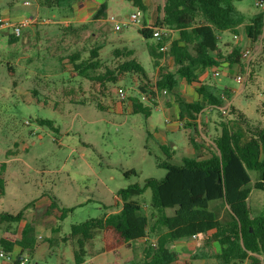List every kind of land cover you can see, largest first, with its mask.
<instances>
[{"label":"rangeland","instance_id":"374dc122","mask_svg":"<svg viewBox=\"0 0 264 264\" xmlns=\"http://www.w3.org/2000/svg\"><path fill=\"white\" fill-rule=\"evenodd\" d=\"M99 2L107 4V13L94 20L101 5ZM255 3L256 0H235L237 9L246 15V22L259 9ZM145 4L146 13L135 7L132 0H83L72 9L50 7L45 0H0V13L7 15L10 22L30 23L22 29L19 41L13 45L9 43L11 33L0 31V163H8L4 176L7 194L0 200V212L17 214L26 208L25 221L21 225L31 224L35 233L43 236L38 249L32 254L27 253L26 264H75L73 245L63 239L70 236L73 226L102 217L107 212H117L119 190L136 184L143 186L149 178L162 180L167 171L159 167L166 161L161 146L175 150L180 147L173 160L175 164H181L185 157H195L190 155L195 153L189 144L188 131L183 127L176 135L170 133L162 137L168 126L165 112L153 108L150 118L134 115L127 110L131 101L119 100L112 93V85L108 91L98 93L90 81L74 75L72 65L65 66L64 71L60 65L62 58L78 53L82 60L87 59L91 49L103 46L101 60L116 66L113 51L126 46L135 50V57L155 82L159 78V69L154 67L148 51L152 41L143 39L139 29L144 21L149 26L155 24L164 0H145ZM134 13L140 14L141 25H131L121 32L112 29V17L117 21H128ZM34 23H40L38 28ZM25 37L30 41L28 44ZM220 37H224L223 43L227 45L224 53L240 45L249 47L254 56L264 46L260 40L252 48L244 27L240 28L238 36L223 32ZM162 65L174 70L170 57H166ZM8 67L13 69V76ZM213 70L201 74L203 82L232 94L233 105L255 124L264 121L263 114L258 116L264 101V67L260 68V76L259 72L248 75L243 84H238L228 70H222L221 77H215ZM234 74L240 72L237 70ZM118 87L124 88L129 95L138 92L137 86L128 81L115 85L116 89ZM65 89H74L75 93L70 95ZM33 91H38V98L32 97ZM184 92L186 96L188 91ZM142 100L146 103L144 97ZM173 100L172 94L163 93L158 105L168 107ZM78 102L86 105H78ZM46 103H49L48 107ZM224 109L226 114L223 110L208 109L199 116L201 142L213 141L221 133V124L232 120L229 106ZM40 120L54 122L57 131L40 125ZM211 141H208L211 145L208 148L214 149ZM7 152H12L9 158ZM130 171L135 174L126 176ZM250 175L249 205L258 214L264 209V192L254 189V185L261 179V174L252 171ZM54 199L59 200V208L47 217L38 218L46 210V204L51 205ZM37 200L40 201L36 203ZM140 200L150 205L151 192H145ZM216 204L222 202H210V210L223 213L222 220L226 221L228 213L223 207H215ZM104 205L111 208L107 211ZM65 209L73 211L64 220H57L56 214ZM16 229L17 225L9 228L10 231ZM6 234L7 226L0 224V238ZM146 245L142 241L122 248L121 261L134 259L141 262ZM171 248L176 250L173 244ZM87 251L85 264H110L116 260L115 254L103 251L101 233L87 246ZM4 260L0 257L1 262ZM207 262L190 261L191 264ZM207 264H215V261L210 260Z\"/></svg>","mask_w":264,"mask_h":264},{"label":"trees","instance_id":"16d2710c","mask_svg":"<svg viewBox=\"0 0 264 264\" xmlns=\"http://www.w3.org/2000/svg\"><path fill=\"white\" fill-rule=\"evenodd\" d=\"M81 1L45 0V4L72 9ZM132 2L140 11L147 12L145 0ZM106 11L107 4L103 2L93 16L94 20L106 16ZM246 20V15L235 6V0H164L155 24L149 26L144 21L139 29L143 39L152 41L148 44V51L154 67L159 69V78L155 82L135 57V50L126 46L113 51L116 66H109L101 60L103 46L91 49L87 59L82 60L77 53L60 60L63 71L65 66L72 65L74 75L90 81L98 93L108 91L112 85V93L116 94L115 85L123 81L136 85L138 92L127 98L132 103L134 115L142 114L150 118L160 96L164 92L165 95L172 94L178 120L188 131L189 144L195 152V157H185L181 164H175V152L161 146L166 161L159 167L167 171L162 180L149 178L143 186L136 184L119 190L117 212H107L102 217L73 226L70 236L63 240L71 241L75 264L86 263L87 246L99 233L103 236V251L115 254L116 260L110 264H180V255L171 245L194 236L201 239V244L191 255V261L213 259L215 264H264V209L256 214L249 205L252 194L250 172H260L261 179L254 189L264 192V121L255 124L230 104L232 120L221 124V133L214 139L215 147H206L208 153L205 157L201 155L205 147L199 140V116L207 107L221 111L226 106V99H230L229 92L203 82L201 74L210 69L230 70L243 66L242 47L235 45L231 51L224 53L227 45L221 44L220 33L229 32L238 36L240 28L244 27L252 48L260 40L264 42V12L255 13L249 22ZM156 27L176 32L167 52L161 51L166 40L156 41L153 38ZM18 41L19 37L10 35V44ZM166 57L172 59L174 70L162 65ZM261 67H264V46L253 56L250 75L257 74ZM8 71L11 76L14 75L11 67ZM182 81L195 86L196 100L189 102L178 93ZM66 90L70 95L75 93L74 89ZM31 95L38 98L39 93L33 91ZM77 104L86 105L85 102ZM45 106L48 107L49 103ZM260 109L264 117V101ZM39 124L57 131L50 120H40ZM11 153L7 152V158ZM7 169V162L0 163V200L7 194L4 178ZM131 174L135 172L130 171L126 176ZM147 191L151 192L150 205L140 200ZM219 200L228 207L230 220L222 221L210 210L209 203ZM45 207L46 210L38 218L47 217L59 208V200L54 199L51 205L47 203ZM109 208L104 205L105 210ZM145 209L150 211L149 214ZM25 211L26 208L17 214L0 212V224L7 226V234L0 238V248L5 254L13 256V264H21L20 258L24 254H32L40 246L41 239L35 228L28 223L21 225L25 221ZM72 211H59L56 219L62 221ZM11 225H17V229L10 231ZM143 239H154L156 246L152 243L146 245L141 262L134 259L122 262L121 248L131 247L132 243ZM214 243L220 246V252H215Z\"/></svg>","mask_w":264,"mask_h":264},{"label":"crops","instance_id":"0c3cea01","mask_svg":"<svg viewBox=\"0 0 264 264\" xmlns=\"http://www.w3.org/2000/svg\"><path fill=\"white\" fill-rule=\"evenodd\" d=\"M83 3V1H81V2H79V3H77V4H75V5H78V4H82ZM100 4H101V2H99ZM99 4V5H100ZM74 5V6H75ZM101 6V5H100ZM262 10H260V9H258L255 13H258V12H261ZM106 13H107V11H106ZM255 13H253V15L255 14ZM0 18H3L5 21H9V19H7L8 17H7V15H2L1 13H0ZM10 22V21H9ZM34 25L38 28V26L40 25V23L38 24V23H34ZM11 35V34H10ZM175 36H176V32L174 33V38H175ZM10 37V36H9ZM223 38L224 37H220V41H221V44L222 45H225L226 43H223ZM19 39H20V37H19ZM24 41H25V43L26 44H28L30 41H29V39H27L26 37L24 38ZM229 45V44H228ZM242 47V46H241ZM239 71V68L238 67H234V68H232V69H230V70H228L229 72H230V76L231 77H236V75L234 74V73H236V71ZM208 71L209 70H206L205 71V73H208ZM225 71V70H224ZM14 72V71H13ZM258 72H259V76H260V74H261V70L259 69L258 70ZM201 80L203 81L204 80V76H201ZM190 84H188L186 81H182L181 83H180V86H179V88H178V93H180L181 94V97H183L185 100H187V101H189V102H191V101H193V100H196L197 99V95H196V92H195V86H192V85H190ZM183 87H187V88H184L183 89ZM189 87V88H188ZM183 91H188V93L186 92V96H185V94H183ZM184 92V93H185ZM187 94H188V97H187ZM237 95V94H236ZM231 98H232V94H230V99H229V103H227L226 105H230V104H232L233 105V103H232V101H231ZM172 102V103H171ZM171 103V104H170ZM170 105L167 107H164L163 105H161V104H159L156 108H158L159 110H161V111H163V112H165V114H166V123H167V131L166 132H162V137H164V136H167L168 134H172V135H176V134H178V132H180L181 131V129H182V127H183V129H185L184 128V126H183V123H181V122H179V120H178V110H177V106H176V103H175V97H174V100L173 101H170ZM213 110L212 109V107H207L203 112H205V111H207V110ZM238 109V108H237ZM127 110L129 111V112H132V110H133V108H132V104L130 105V107H128L127 108ZM244 113V112H243ZM203 114V113H202ZM201 114V115H202ZM262 115V112L261 111H258V116L259 115ZM260 120H262V118L261 119H259V121ZM198 121H200V117H199V120ZM199 126H200V128H201V125L199 124ZM185 131V130H184ZM185 135H186V133H185ZM187 137V136H186ZM215 137V136H214ZM213 137V138H214ZM215 139V138H214ZM208 141H211L210 139L208 140ZM208 141H205V140H203L201 143L203 144V146L205 147L203 150H202V152H201V155H204V157L205 156H207L206 154L208 153V150L206 149V147H210L211 145H209L208 144ZM176 142H178V140L176 141ZM212 142V145L214 144V140L213 141H211ZM186 146H187V144H185L184 145V149H186ZM214 147H215V144H214ZM167 148H170V149H172V151H174L175 152V155H176V152H177V150H179L178 148H180L179 146L176 148V150L175 149H173V148H171V147H169V146H167ZM187 151V150H186ZM188 154H190L189 152H187ZM195 153V152H194ZM190 155H194L195 156V154H190ZM174 158H175V156H174ZM184 159V158H183ZM220 201V200H219ZM222 202V204H216V206L215 207H219V208H221V207H223L224 208V211H226L227 213H228V219L227 220H230L231 219V216H230V212H229V209H228V207L224 204V202L223 201H221ZM117 203V202H116ZM217 215H218V217H219V219L220 220H222V218H223V213H221L220 214V212H217L216 210L214 211ZM169 214H173V211H169ZM223 221V220H222ZM225 221V220H224ZM38 237H39V239H41V240H43L42 238H43V236L42 235H38ZM41 237V238H40ZM142 241H144V242H146L147 244H150V243H155V240L154 239H143V240H139V241H137L138 243L139 242H142ZM137 242H135V243H137ZM132 244H134V243H132ZM132 244H131V246H132ZM200 244H201V239H198L197 237H196V239H194V238H189V239H184V240H180V241H178V242H175V243H173V245H174V248L176 249L175 251H177L178 253H179V255H180V261H179V263L180 264H185L186 262H190L191 260H190V257H191V255L195 252V250H196V248L198 247V246H200ZM124 248V247H123ZM213 248H214V250H215V252H220V246L217 244V243H214L213 244ZM174 250V249H173ZM121 255H122V248H121ZM12 257V259L11 260H4V261H0V264H13V256H11ZM21 260H22V263L21 264H26V262L28 261V257H27V254H24L21 258H20ZM122 260V259H121ZM130 260V259H129ZM213 260V259H212ZM211 260V261H212ZM206 261V260H205ZM213 261H215V260H213ZM123 262V261H122ZM208 262L210 263V260H208ZM207 262V263H208ZM207 263H205V264H207ZM215 263H216V261H215ZM191 264V263H190Z\"/></svg>","mask_w":264,"mask_h":264},{"label":"built area","instance_id":"2783aa9c","mask_svg":"<svg viewBox=\"0 0 264 264\" xmlns=\"http://www.w3.org/2000/svg\"><path fill=\"white\" fill-rule=\"evenodd\" d=\"M29 2H26V5H28ZM255 6L259 9H261L264 12V0H256ZM111 23H113L112 29L115 32H121L125 28H129L131 25H141V16L139 13H134L130 16L128 21H117L116 18H111ZM30 25L28 21H24L18 24H14L9 21H5L3 18H0V31L2 30H7L11 33V35H15L17 37L21 36L22 29ZM143 27V25H141ZM174 33L175 31L166 29V28H161V27H156L153 29V38L156 41H163L166 40V44L161 48L162 52H167L170 49L171 43L174 40ZM242 62L243 66L238 67L239 68V75H236L235 79L238 84H243L245 81L246 76L250 75L251 73V62L253 60V53L249 47H243L242 52ZM213 75L215 77H221L222 75V69L221 68H216L213 70ZM166 94V92H164ZM116 95L118 96L119 100L125 101L129 97V94L127 91L122 88L118 87L116 89ZM223 113L226 114L227 111L226 109H222ZM145 205V204H144ZM41 238V237H40ZM196 239V236L193 237ZM154 247L156 246L155 243L152 244ZM0 257L11 260L12 257L5 254L3 251L0 252Z\"/></svg>","mask_w":264,"mask_h":264}]
</instances>
